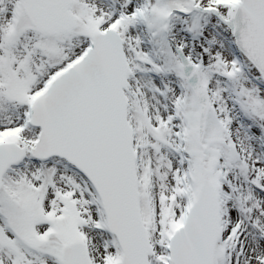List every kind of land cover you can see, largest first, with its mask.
Masks as SVG:
<instances>
[{
    "label": "snow or ice",
    "instance_id": "obj_1",
    "mask_svg": "<svg viewBox=\"0 0 264 264\" xmlns=\"http://www.w3.org/2000/svg\"><path fill=\"white\" fill-rule=\"evenodd\" d=\"M0 264H264V0H0Z\"/></svg>",
    "mask_w": 264,
    "mask_h": 264
}]
</instances>
